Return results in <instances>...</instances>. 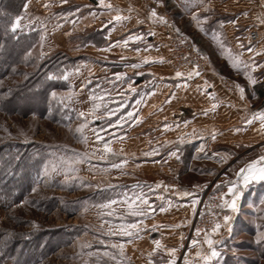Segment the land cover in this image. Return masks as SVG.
I'll list each match as a JSON object with an SVG mask.
<instances>
[{
	"label": "rangeland",
	"instance_id": "374dc122",
	"mask_svg": "<svg viewBox=\"0 0 264 264\" xmlns=\"http://www.w3.org/2000/svg\"><path fill=\"white\" fill-rule=\"evenodd\" d=\"M161 1L167 5L164 11L167 21L172 20L177 26L174 29L192 39L206 58L207 69L200 74L209 71L208 55L212 61L211 67L225 73V65L214 55L207 41L193 31L191 9L178 7L179 0ZM108 2L112 6L132 2L141 10L144 7L142 0ZM25 5L27 8L24 7L20 15L21 24L25 26L21 33L37 32L38 41L26 56L25 63L17 67L18 74L1 81L0 87L8 93L16 84L23 83L27 75L46 68L45 64L55 56H67V59H77V62L67 64L66 72L62 74L61 71V75L55 77L58 82L65 83L66 88L53 92L54 105L49 106L46 117L20 113L8 115L3 113L0 106V164L7 165L6 170L2 168V177L5 176L6 180L0 184V264L164 263L168 256L156 246L155 242L160 240L151 228L155 223L146 219L168 203L167 199L175 194L173 192L194 187L205 190L199 197L196 213L187 224L181 246L182 251L194 250L191 257L195 251H205L206 244L203 243L204 239L198 238L200 232L197 233L195 223L203 206L204 195L217 192L222 199L230 200L231 197L222 191V187L216 186L220 175L229 167L240 166L246 159L257 156L258 150L252 152L245 148L217 146L216 152L220 155H214V160L220 161L223 156L230 165H223L222 170L215 168L212 179L211 175L205 173L212 169V163H192L193 152L185 141L164 140L158 133L130 135L127 128L132 120L127 118V111L137 115L144 91H148L146 86L127 81L125 71L115 81H112L114 77L110 73L94 76L90 65L84 62L89 58L79 55L83 52L70 39L66 41L70 44L62 46L60 38L58 41V38L52 37L57 30L59 34L62 33L63 23H54L55 19L64 16L62 11L70 8V11H66L70 17L89 15L98 8L94 2L28 0ZM163 25L157 22L156 27L165 33ZM97 27L87 28L79 32L82 35L75 33L72 37L82 38L80 42L84 43L86 37L98 34L99 31H95ZM199 43L203 44L205 50ZM98 47L100 50L87 52L90 57L108 59L110 52H102L101 48L109 49L106 43ZM169 59L175 69L183 68L175 64L170 53ZM90 60L94 64L95 60ZM29 62L33 63V67L27 65ZM50 78L53 79V76ZM252 104L254 113L264 106V97ZM94 105H98L95 111ZM118 105L119 111L110 117L108 109H116ZM81 112L89 121L83 132L86 141L75 131L84 123ZM119 116L125 118L123 126L109 127V120L115 123ZM100 129L106 130L100 132L105 140H112L110 146L113 153L104 151L103 144L97 141L94 130ZM112 133L123 138L114 139ZM174 149H179L183 159L177 165L168 156ZM153 152L154 155H145ZM12 156L15 165L10 163ZM121 161L127 163L119 169L112 167V164ZM51 164L57 165L59 170L45 176V166ZM141 193L149 200L150 208L136 201L134 206L144 207L145 215H130L129 205L122 202L125 194L134 198ZM14 194L26 195L20 201L13 202ZM251 194L254 196L249 200ZM111 200L117 203L103 207ZM242 202L236 211L229 214L231 220L227 225L223 217L228 215V209H223L219 222L220 236L215 245L220 256L214 258L212 264H264V185L252 186ZM121 224H136L138 228L132 230L133 236H124L119 234ZM193 240L198 243L193 245ZM121 244L122 250L112 247ZM53 248H56L55 252H51ZM132 250L138 252L141 258H136ZM182 251L180 247V252L171 257L175 264H185Z\"/></svg>",
	"mask_w": 264,
	"mask_h": 264
},
{
	"label": "crops",
	"instance_id": "0c3cea01",
	"mask_svg": "<svg viewBox=\"0 0 264 264\" xmlns=\"http://www.w3.org/2000/svg\"><path fill=\"white\" fill-rule=\"evenodd\" d=\"M108 1L112 0H103V4H101V0H92L98 8L89 15L79 17L76 15L67 16L68 12L66 11H70V8L65 9L62 11L64 14L62 19L54 21V23H63L62 33L59 34L57 30L52 37L58 38V41L60 38L62 46L70 44V42L77 46V49L83 52L79 55L89 58L84 62L90 65V71L94 72V76L110 73L114 77L112 81H115V79H119L117 74L125 71L127 73L124 78L127 81L146 86L145 89L148 91L146 93L144 91L137 118L132 120L130 127L127 128L130 135L144 132H146L145 134L158 133L164 140L181 139L185 141L193 152L192 163H212V169L205 172L207 175H211L212 179L216 173L215 168L222 170L223 165H230L223 156L221 159L219 158L220 161L214 160V155L217 157L220 155L219 152H216L217 146L245 148L252 152L258 150L260 155H264V124L259 119L253 120L251 124L246 122L252 120L254 113L264 111V106L254 113L251 110L252 103L262 100L260 93L264 92V67L256 68L254 72H251V75L257 80L253 86L248 80V74L243 65L239 70L233 68L228 55V49H231L233 55L242 54V59L245 62L255 61L257 64L264 65V0H203V2L200 0H179L178 7L191 9L192 21L190 24L194 28L193 31L204 41H207L211 51L219 57L226 68L225 73H220L214 67L212 68V61L208 55L209 71L199 76L193 75L191 78L188 74L193 69L188 67L175 69L173 62L169 59L167 36L156 27L158 21L150 17L151 11L155 9L159 15L166 18L164 11L167 5L165 2L142 0L144 7L141 10L132 2H127V4L121 2L117 6L111 5L112 7L108 8L104 5V3L109 4ZM206 8L210 10L206 11ZM193 14H198L201 17V25L198 26L197 21L193 19ZM117 15L124 19L117 22L114 19ZM204 16L208 17L207 21L203 20ZM170 22L174 28H177L172 20ZM93 26H98L95 29V31H99L98 34L86 37L84 43L80 42L82 38L72 37L75 33L85 31ZM201 27L204 30H201ZM253 30H257L261 37L260 41L255 44H251L248 40V33ZM137 35L142 36V39L129 40L130 36ZM69 39L70 42L67 43L66 41ZM124 41H128L127 45L124 44ZM103 42L109 49L101 47L102 52H110V57L108 59L90 57L87 52L89 50L97 51L98 46ZM221 43H223V47ZM199 45L204 49L203 44L199 43ZM240 45L244 47L241 48ZM249 47L253 48L252 53L247 51ZM137 48L140 49L139 52L135 51ZM145 58L149 63H144ZM90 59L95 60L94 64ZM132 65H137V67H132ZM177 71L184 75L176 77ZM237 84L245 88L244 99L240 97ZM213 104L216 105L215 110L212 109ZM205 112H207L206 115ZM213 135L215 139H213ZM179 152V149H174L168 155L169 159L173 158L171 160L176 165L183 162ZM259 154L254 155L252 159H246L240 166L229 167L220 175L219 183L216 186H221L222 191L231 199L232 194L228 192V189L233 184L236 185L237 208L242 205V201L252 186L264 185V180L256 179H250L245 183L244 174L237 175L247 163L258 159ZM204 190L200 187L177 190L173 192L175 194L171 198L167 199L168 203L160 206L154 215L146 219L155 223V226H151V228L160 240V252L168 256L164 263L158 264H169L170 261H174L171 257L180 252V247L182 251L181 244L187 231V224L196 213L199 197ZM184 191H188L192 195H179ZM253 196L251 194L248 199L251 200ZM161 207L164 208V211L160 210ZM233 212L228 209V215ZM219 236V234H214L211 238L218 241ZM172 249H175L174 253L171 252ZM132 252L136 254V258H141L138 252L133 250ZM193 253L194 250L182 251L183 261L186 257L194 261L195 255L191 257Z\"/></svg>",
	"mask_w": 264,
	"mask_h": 264
},
{
	"label": "trees",
	"instance_id": "16d2710c",
	"mask_svg": "<svg viewBox=\"0 0 264 264\" xmlns=\"http://www.w3.org/2000/svg\"><path fill=\"white\" fill-rule=\"evenodd\" d=\"M27 1L0 0V82L18 74L16 72L17 67L25 63L26 56L33 50L38 41L37 32H18L13 35L9 31L10 25L15 17L23 14ZM61 56L59 55L49 59L45 64L47 66L46 68L43 67L44 69L42 68L33 74L27 75L28 77L23 83L16 84L8 93L0 87V106L3 113L8 115L20 113L23 115L46 117L49 113V106L54 105V99L52 98L53 92L66 88L65 83L58 82L55 77L61 75V71L62 74L66 72L68 69V67L66 68L67 64L74 65L77 62V59H67V56ZM30 62L27 65L33 67V63ZM51 75L53 79L50 78ZM260 95L263 98L264 92H261ZM9 159L12 160L10 163L14 164L13 160L15 158L12 156ZM6 166V164H0V184L4 182V179L6 180L5 176L2 177L4 173L2 172V168L6 170ZM25 195L14 194V197L12 196L13 202L20 201ZM55 250L56 248H53L51 252H55Z\"/></svg>",
	"mask_w": 264,
	"mask_h": 264
},
{
	"label": "snow or ice",
	"instance_id": "6c2138e0",
	"mask_svg": "<svg viewBox=\"0 0 264 264\" xmlns=\"http://www.w3.org/2000/svg\"><path fill=\"white\" fill-rule=\"evenodd\" d=\"M200 2H203V0H200ZM101 4H103V0H101ZM106 7L111 8L112 6L109 4V5H106ZM25 8H27V5H25ZM205 10L209 11L210 9L206 8ZM150 17L155 18L160 23H167L166 18L162 15H159L155 9H153L151 11ZM114 19L117 22H119L120 20L124 19V17L117 15L114 17ZM193 19H195L197 21L198 26L201 25V17L198 14H193ZM21 20H22L21 16H16L15 19L12 21L10 28H9V31L11 33H13V35H15L18 32H23L25 26H23L21 24ZM203 20L207 21L208 17L204 16ZM201 30H204V29L201 27ZM177 31H179V30H177ZM150 34H152V33H150ZM141 39H142V36H140V35H137L134 37L133 36L129 37V40H141ZM127 43H128V41H124L125 45H127ZM221 46L223 47V43H221ZM240 47L243 48L244 46L240 45ZM135 51L139 52L140 49L137 48V49H135ZM197 51H199V50L197 49ZM247 51L249 53H252L254 50H253V48L249 47V48H247ZM256 54L259 55L260 53H256ZM228 55H229V59L232 62L233 68L239 70L241 65H243L245 72L248 74L249 82L254 86L257 83V80L251 75V72H254L256 68L264 67V65L257 64V63H255V61L245 62L242 59V54L237 53V54L233 55L231 49H228ZM144 63H149L147 58H145ZM132 67H137V65H132ZM198 67L199 66L196 65L193 68V70L188 74L189 78H191V76H193V75H195V76L200 75V72L197 70ZM119 75L120 74H117V76H119ZM183 75H184V73H182L180 71H177L175 73L176 77H182ZM64 78L67 79V76H65ZM236 87L240 93L241 99H244L245 88L241 87L239 84H237ZM133 91H135V89H133ZM52 95L55 96V93H53ZM96 107H98V105H94L93 111H95ZM215 107H216V105L213 104L212 109L215 110ZM118 111H119V105L116 109H108V114L111 117L112 115H115ZM206 114H207V112H205V115ZM80 116L82 118H84V123L79 125L75 131L77 133H79L81 138H83L86 141L87 138L83 136V132H84V129L88 126L89 121L87 120V118L83 112L80 113ZM127 118L131 119V120H135L137 117L135 116V114L133 112H128ZM256 119H259L260 122L262 124H264V111H260L259 113H254L252 120H247L246 122L251 124L253 122V120H256ZM124 122H125V118L123 116H119L117 118V120L115 121V123H113L111 120H109V127H112V128L122 127ZM165 127H167V125H165ZM94 131L96 132L97 141L103 144V150L108 152V153H113L114 150L110 146L112 144V140H105L104 136L100 135L101 131H106V130L100 129V130H94ZM112 136L114 139H117V140L123 138V137L116 136L115 133H112ZM213 139H215L214 135H213ZM154 154H155L154 152L153 153H145V155H154ZM126 163H127V161H121V163H119V164H112V167L119 169L122 167L123 164H126ZM58 170L59 169H58L57 165H55V164L46 165L45 170H44V175L47 176V175L52 174ZM240 174H244L243 180L245 183H247L250 179L264 180V155H260L258 157V159H254L250 163H247L245 165V167L241 168L239 170V173H237V175H240ZM110 187H114V186L110 185ZM158 187H159V185H158ZM33 191H35V188L33 189ZM228 192L230 194H232V199L230 201L227 199H223V203L220 205V207L235 211L237 208V195H238L236 185L233 184L231 187H229ZM179 195L190 196V195H192V193H190L188 191H184V192H180ZM136 201H139L140 205L148 206L150 208L149 200L143 195V193L135 196L134 198H130L127 196V194H125V199L122 202L127 203L129 205L130 215H134V216L145 215V208L144 207L134 206ZM116 203H117L116 200H111L108 202V204L103 205V207L107 208V207H110L111 205H114ZM160 210L164 211V208L161 207ZM109 214H111V213H109ZM230 220H231L230 215H224L223 221H224L225 225H227V223ZM137 228H138V226L136 224H127V225L121 224L119 234L131 237L134 234L132 230L137 229ZM220 228H221V224L216 223L214 225V227L211 229V234H208V233L205 234L203 243L207 245V249L205 251H197L195 253L196 259L194 261L189 260L186 257L185 258V264H200L201 261L203 262V264H212L214 258L220 256V252L215 247V245L218 243V241L211 238L212 235L219 233ZM199 232H200V229H197L198 234H199ZM112 234L115 235L116 233H112ZM155 243H156L157 248H159L160 242L156 241ZM197 243H198V241L193 240V245H195ZM112 247H120L121 250L123 249L122 244L121 245H112ZM171 252L174 253L175 249H172ZM169 264H174V261H170Z\"/></svg>",
	"mask_w": 264,
	"mask_h": 264
},
{
	"label": "built area",
	"instance_id": "2783aa9c",
	"mask_svg": "<svg viewBox=\"0 0 264 264\" xmlns=\"http://www.w3.org/2000/svg\"><path fill=\"white\" fill-rule=\"evenodd\" d=\"M163 31L167 34V44L169 53L175 64L180 67L194 68L198 65L200 73L207 69L208 62L202 54L200 48L195 42L188 39L185 35L181 34L167 21L163 25ZM261 39L260 33L253 30L248 33V40L251 44L259 42ZM197 49L199 51H197ZM204 195L203 206L197 215L195 223L197 229H200L198 238L203 240L206 233H209L216 223H219L223 216V209L220 205L223 203L221 194L212 192ZM206 205V206H205Z\"/></svg>",
	"mask_w": 264,
	"mask_h": 264
}]
</instances>
